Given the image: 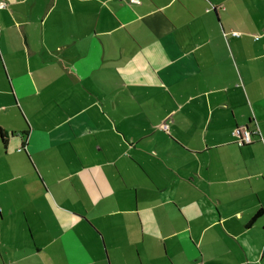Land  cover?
I'll return each mask as SVG.
<instances>
[{"label": "crops", "instance_id": "obj_1", "mask_svg": "<svg viewBox=\"0 0 264 264\" xmlns=\"http://www.w3.org/2000/svg\"><path fill=\"white\" fill-rule=\"evenodd\" d=\"M0 195V264H264V0H0Z\"/></svg>", "mask_w": 264, "mask_h": 264}, {"label": "built area", "instance_id": "obj_2", "mask_svg": "<svg viewBox=\"0 0 264 264\" xmlns=\"http://www.w3.org/2000/svg\"><path fill=\"white\" fill-rule=\"evenodd\" d=\"M131 1H137V0H131ZM5 4L4 3H2V6H4ZM162 128L163 129H167L168 127H167V124L166 123H164V124H162ZM238 131H239V134H241V141L243 142V143H249V142H251L252 141V136H251V133H250V131L247 129V130H241V129H238Z\"/></svg>", "mask_w": 264, "mask_h": 264}, {"label": "trees", "instance_id": "obj_3", "mask_svg": "<svg viewBox=\"0 0 264 264\" xmlns=\"http://www.w3.org/2000/svg\"><path fill=\"white\" fill-rule=\"evenodd\" d=\"M250 133H251V136H252V134H253V133H252V132H250ZM2 135L5 137V135H6V134H4V132H3V134H2ZM4 142H5V139H4Z\"/></svg>", "mask_w": 264, "mask_h": 264}, {"label": "rangeland", "instance_id": "obj_4", "mask_svg": "<svg viewBox=\"0 0 264 264\" xmlns=\"http://www.w3.org/2000/svg\"><path fill=\"white\" fill-rule=\"evenodd\" d=\"M0 198L2 199L3 197L0 195Z\"/></svg>", "mask_w": 264, "mask_h": 264}]
</instances>
